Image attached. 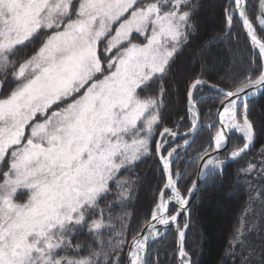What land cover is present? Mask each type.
Instances as JSON below:
<instances>
[{
    "label": "snow or ice",
    "instance_id": "6c2138e0",
    "mask_svg": "<svg viewBox=\"0 0 264 264\" xmlns=\"http://www.w3.org/2000/svg\"><path fill=\"white\" fill-rule=\"evenodd\" d=\"M202 8L201 0H0V264H162L151 250L161 229L190 214L200 181L223 176L264 137L252 118L264 97V0L258 11L249 0L222 3L227 34L238 21L250 54L221 83L175 71ZM205 87L216 93L209 125L200 120ZM181 91L186 132L163 126ZM203 127L214 131L189 158L199 161L193 181L180 150L187 155ZM147 157L160 164L161 184L133 229L128 209L143 186L135 170ZM237 175L250 192L245 211L258 198L261 208L246 234L234 229L225 256L264 264V144ZM178 227L179 264H193L190 222Z\"/></svg>",
    "mask_w": 264,
    "mask_h": 264
},
{
    "label": "trees",
    "instance_id": "16d2710c",
    "mask_svg": "<svg viewBox=\"0 0 264 264\" xmlns=\"http://www.w3.org/2000/svg\"><path fill=\"white\" fill-rule=\"evenodd\" d=\"M204 2L208 4V0H201L202 4ZM223 2L224 0H218L216 17L213 20H204L201 32H199V27L198 32L189 38V43L182 49L176 61L175 71H177V63L180 61L182 55L184 56L185 54L184 60L178 68L179 72L190 63L191 57L193 58L198 53H202L201 55H203L202 50L205 47H210L213 42L212 50H219L224 45L228 46L232 55L234 54L233 63L229 56L223 55L224 52H214V56H218V60L212 62L211 56L203 57L204 60L198 61L188 72H182L181 76L189 75L193 72H203V78L209 80L210 83H221L220 78L224 76L225 72L234 66H242L250 54L246 37L238 21L232 29L231 36L225 33L227 28L224 24L221 8ZM249 7L252 11H258V0H249ZM200 15L204 19L203 13ZM236 33H239L238 41ZM201 91L203 95L199 104L202 110L200 117L201 121L205 124L210 122L215 115V109H211V106L214 103L213 98L216 96V93L207 87ZM175 96H178V101L174 100V96L172 97V102L169 104L168 109L169 119L165 121L163 126L173 128L179 132H185L190 127V123L189 118L186 116L187 110L183 92L181 91L179 95ZM253 103L255 108L252 112V118L256 121L257 125H264V97H257ZM181 117L185 119L181 121ZM213 131L214 129L208 127L201 128L195 137V142L191 144V147L187 148V155H184L185 149L180 150V160H183V166L187 167L189 172L192 173L190 176L191 180L195 177L194 166L198 164V161L189 163V158L195 152L200 151L202 145H206ZM181 141L182 139H177L171 146L174 147ZM261 144H264V137L259 138V142L247 156L227 164L223 176H217L214 179L213 177H208L204 180L197 196L191 203L188 218L184 217L180 221V226L187 220L190 222V228L186 231L185 249L191 255L193 264H225V261H227V264H231V261L225 256V249L234 229L241 228L246 234L247 229L250 227V221L261 208L260 198H258L252 206L254 211L251 213L245 211L250 192L248 186L244 183L243 177L238 178L237 174L239 169L245 166L246 161L258 156ZM153 166L155 167L152 170V178L144 187L145 195L143 201H140L142 186L137 193L138 198L132 201V205L128 209L135 214L133 217V229L136 227V221L143 224V218L150 215L149 209L153 193L161 184L159 179L161 166L154 157L145 158L142 163L138 164L135 170L143 178L144 182L147 178V170L150 167L152 169ZM188 186L190 187L191 185L189 184ZM216 186L220 188V191H211L217 188ZM233 186L236 191L230 194L229 192L233 189ZM252 194L254 196L257 195L256 193ZM152 247L153 259H156L158 256L162 264H178L176 235L173 229H170L165 235L161 236L154 242ZM126 251L127 249H125Z\"/></svg>",
    "mask_w": 264,
    "mask_h": 264
},
{
    "label": "rangeland",
    "instance_id": "374dc122",
    "mask_svg": "<svg viewBox=\"0 0 264 264\" xmlns=\"http://www.w3.org/2000/svg\"><path fill=\"white\" fill-rule=\"evenodd\" d=\"M217 6H218V0H208V4H206L205 2L203 3V8H202V10H201V12H200V14L201 13H203V15H204V19H202V15H200L199 16V24H200V30H199V32H201V30H202V28H203V23H204V20H213L215 17H216V9H217ZM213 44H214V42L212 43V45H210V47H205L203 50H202V52H203V55H201L202 53H198V54H196L193 58L191 57L190 58V63H188L187 64V66L181 71V72H179L178 71V68H179V66L182 64V62H183V60H184V56H185V54H184V56L182 55V57H181V59H180V61H178V63H177V73L180 75L182 72L184 73V72H188V70H190V69H192V67L198 62V61H202V60H204L203 59V57H208V56H211V60H212V62L213 61H216V60H218L217 58H218V56H214V52H219V51H221L222 53H223V55H227V56H229V58H230V60H231V62L233 63V59H234V54L232 55V53H231V51H230V49L228 48V46L227 45H224V47H221L219 50H212L211 49V47L213 46ZM187 52V51H186ZM174 100L175 101H178V96H174ZM232 139L234 140V141H238L239 139H240V134H235V133H233L232 134ZM196 153V152H195ZM194 153V154H195ZM198 163H199V161H198ZM150 170H151V167L147 170V172H146V174H147V177H148V175H149V172H150ZM151 178H152V176H151ZM204 183V182H203ZM217 188H215V189H213V190H211V191H214V192H219L220 191V188L218 187V186H216ZM210 191V192H211ZM236 191V189H235V187L233 186V189L232 190H230V194H232L233 192H235ZM145 188H143L142 189V193L140 194V201H143V199H144V195H145ZM27 198V193H21L19 196H18V199H20V200H24V199H26Z\"/></svg>",
    "mask_w": 264,
    "mask_h": 264
},
{
    "label": "water",
    "instance_id": "95a60500",
    "mask_svg": "<svg viewBox=\"0 0 264 264\" xmlns=\"http://www.w3.org/2000/svg\"><path fill=\"white\" fill-rule=\"evenodd\" d=\"M195 180H197V177L195 178ZM195 180H194V181H195ZM202 182H203V180L199 182L198 190H199V188H200ZM198 190L195 192L194 196L192 197L191 202L194 200V198H195V196H196ZM171 206H175V207H176L175 202L170 203L169 207H171ZM181 216H182V215H181ZM181 216L178 217L177 222H174V223L170 224L169 226H167V228H169V227L172 226V227L176 230V234H177V236H178V230H177V228H178V221H179V219L181 218ZM164 230H166V229L164 228ZM178 247H179V243H178Z\"/></svg>",
    "mask_w": 264,
    "mask_h": 264
},
{
    "label": "bare ground",
    "instance_id": "6f19581e",
    "mask_svg": "<svg viewBox=\"0 0 264 264\" xmlns=\"http://www.w3.org/2000/svg\"><path fill=\"white\" fill-rule=\"evenodd\" d=\"M155 166L152 167L148 177L146 178V180L143 182V188L146 186V184L148 183V181L151 179V176H152V170L154 169Z\"/></svg>",
    "mask_w": 264,
    "mask_h": 264
}]
</instances>
